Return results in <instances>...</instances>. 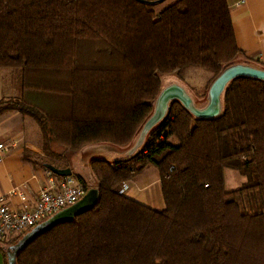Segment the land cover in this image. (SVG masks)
<instances>
[{
	"label": "trees",
	"instance_id": "trees-1",
	"mask_svg": "<svg viewBox=\"0 0 264 264\" xmlns=\"http://www.w3.org/2000/svg\"><path fill=\"white\" fill-rule=\"evenodd\" d=\"M167 1L0 0V68L16 92L0 114L34 120L52 158L139 146L114 164L93 160L96 205L38 235L15 264H264V81L230 82L211 119L174 101L141 141L164 76L196 68L216 79L250 60L227 0H175L157 13ZM149 166L161 174L162 209L117 191ZM226 169L246 177L241 189L226 191Z\"/></svg>",
	"mask_w": 264,
	"mask_h": 264
},
{
	"label": "crops",
	"instance_id": "crops-1",
	"mask_svg": "<svg viewBox=\"0 0 264 264\" xmlns=\"http://www.w3.org/2000/svg\"><path fill=\"white\" fill-rule=\"evenodd\" d=\"M227 3L238 46L245 52L247 58L257 64L256 67L264 68V0H227ZM14 97L16 92L11 83V71L0 68V101ZM34 123V120L16 110L0 114V144H4L7 148L0 161V195L6 197V203L13 209L23 210L26 206L35 204L39 192L57 178L47 169L46 164L51 163L50 165L58 169L68 165L72 171L74 170L73 176L80 182L77 176L83 178L89 175L88 171H91L89 167L95 160L93 156L100 154L108 159L118 160L120 149L113 148L114 152L112 149H106L107 152L99 145L88 146L70 159L66 157L64 160L68 152L61 158H52L43 152V138L39 127L37 128L38 125L35 123L37 125L35 126ZM130 149L120 151L119 154L123 160L130 158L131 152L138 150L139 147L136 144ZM66 160H69L68 163ZM84 166L87 167L83 170ZM224 180L225 189L228 192L241 189L246 183V177L234 169L224 171ZM15 187L20 188L25 195V200L19 196L9 195ZM125 196L152 209L164 208L160 171L154 166L147 167L130 181ZM30 232L10 235L0 244V251L2 255H8L11 259L10 264L14 263L13 256L16 248ZM0 264H5L4 259L2 263L0 261Z\"/></svg>",
	"mask_w": 264,
	"mask_h": 264
},
{
	"label": "water",
	"instance_id": "water-1",
	"mask_svg": "<svg viewBox=\"0 0 264 264\" xmlns=\"http://www.w3.org/2000/svg\"><path fill=\"white\" fill-rule=\"evenodd\" d=\"M240 77H247L264 81V70L244 64H237L227 67L212 83L209 89V103L203 109L195 107L193 99L182 86L173 84L166 87L158 97V100L156 102V109L153 116L146 122L143 127L141 133V141H144L149 132L156 125L165 120L169 111V104L174 101L181 102L183 106L197 118L211 119L217 117L221 112V99L226 87L230 82ZM46 167L52 174L58 177H68L73 175V171L70 168L58 169L50 164H46ZM98 195L99 189H90L87 192L86 196L78 204L56 214L48 221L33 229L24 237V239L16 248L13 256V264H15L17 253L21 251L28 243L33 241L38 235L49 230L56 224L65 221H71L76 215L81 214L94 207L98 201Z\"/></svg>",
	"mask_w": 264,
	"mask_h": 264
},
{
	"label": "built area",
	"instance_id": "built-area-1",
	"mask_svg": "<svg viewBox=\"0 0 264 264\" xmlns=\"http://www.w3.org/2000/svg\"><path fill=\"white\" fill-rule=\"evenodd\" d=\"M6 149L4 144H0V161ZM128 188V183L123 182L118 186L117 191L120 195H125ZM88 191V187L72 175L52 180L48 187L39 192L36 203L26 206L23 210L11 208L6 203V197L0 195V244L10 235H21L32 231L56 214L78 204ZM9 195L19 196L25 200V195L19 187L11 190Z\"/></svg>",
	"mask_w": 264,
	"mask_h": 264
},
{
	"label": "rangeland",
	"instance_id": "rangeland-1",
	"mask_svg": "<svg viewBox=\"0 0 264 264\" xmlns=\"http://www.w3.org/2000/svg\"><path fill=\"white\" fill-rule=\"evenodd\" d=\"M173 1H175V0H168L166 3L157 6L155 8V11L158 13L166 4H169V3L173 2ZM240 62L242 64H244V65H249V66L250 65L251 66L252 65H254V66L257 65L254 62H252L250 60H247V59H244V58L240 59ZM213 81H215L214 74H212L211 72H208V71H206L204 69H196V68L188 70L186 75H185V77L183 79H178L177 77H173V76H164L163 77L164 88H166V87H168L170 85H173V84H178V85L182 86L190 94V96L193 97L196 105L199 108H202L203 105L207 102L209 89H210ZM35 126H37V125L35 124ZM37 128H38V126H37ZM135 144L136 143H132L129 147L118 148V149H120V151H121V150H124V149H130L132 147L134 148ZM99 146H101L100 148L103 149V150H106V149H109V150L112 149L113 150V148L115 150V148H117V147H114L112 145L99 144ZM114 150H113V152H114ZM138 150L137 149L135 151L133 150L130 155L133 156L132 154L136 153ZM120 151L118 150L119 153H121ZM119 153H118L119 156L117 158L118 160H115V161L110 159V158L108 159L104 155L100 156V154L98 156H93V157L95 159H104V160L109 161L111 164H114L116 162L123 161V158H121L122 156ZM66 155L67 156L64 157V160L66 159V157H67V159H70L71 157H75V155H77V154L67 153ZM67 161H69V160H67ZM55 165L59 167V165L57 163H55ZM87 165H89L88 162H87ZM85 167H87V166H84L83 170H84ZM89 169L91 170V165H90ZM85 171H87V170H85ZM88 172H89V175L87 177H86V175H85V177H83L84 178V184L88 187V190H90L92 188H98L99 189L100 188L99 180L92 174V170L88 171ZM126 183H128V185H129L130 182H126ZM3 256L4 255H2V252L0 251V261H1V263H2L3 259H4V262H5V258H3Z\"/></svg>",
	"mask_w": 264,
	"mask_h": 264
}]
</instances>
